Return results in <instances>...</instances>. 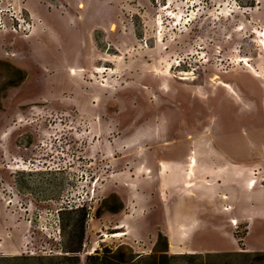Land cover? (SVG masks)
<instances>
[{"label": "rangeland", "instance_id": "1", "mask_svg": "<svg viewBox=\"0 0 264 264\" xmlns=\"http://www.w3.org/2000/svg\"><path fill=\"white\" fill-rule=\"evenodd\" d=\"M263 40L264 0H0V264H264V219L165 221L198 163L264 186Z\"/></svg>", "mask_w": 264, "mask_h": 264}, {"label": "crops", "instance_id": "2", "mask_svg": "<svg viewBox=\"0 0 264 264\" xmlns=\"http://www.w3.org/2000/svg\"><path fill=\"white\" fill-rule=\"evenodd\" d=\"M233 136L234 135L229 137V139L231 140ZM249 136L250 134H248L246 137L247 142L251 144L249 146L255 147V143L251 142ZM199 139L201 138H198L196 142H201V140ZM224 139V137H219L217 141L222 142V140ZM231 143L232 144L230 148L233 150H231L230 152L233 153L231 156L233 160H236L237 158L235 157L239 156H248L247 158H254L255 153L242 149L243 146H246L243 140L240 141L238 139H232ZM220 152L221 153L219 154L222 155V158H224L225 154H227L229 151L227 152L226 149L221 148ZM247 162L248 161H242L241 163L247 164ZM170 163H172L173 165L171 168L173 170L174 180L176 181L179 179L178 174H180V170L184 167L182 163H177L175 161ZM158 164L160 167H166L163 164V161H160ZM230 165L231 167H229L227 171H222L221 173L216 174L217 183L216 185H214V190H210L209 187L206 188V185H204L203 182L199 181L201 177L209 181V176L206 175L208 174V171L202 168L203 164L198 163L196 165V168L199 170L197 171L199 177L196 178V180L192 179L194 176L191 178L188 177L185 182L195 183L194 185L196 188L194 189V191L196 192V195H194L197 198L196 200L193 199L189 201L184 198L182 202L178 201L176 203V206H174L175 210L173 211V208L171 211L174 218H165L166 223H169L168 225L166 224V233L170 239L172 235L175 238L184 237L185 231H194L193 233H195L201 228H208L206 227L208 226V223L211 222L213 218L219 217L222 212L225 211L224 207L227 204L232 206V211L237 212L235 213L234 217H232L233 220L239 219L240 222H246L251 221L253 219H264V207H260L257 204L258 197L264 198V186H255L254 188L249 187V182L252 180V176L251 173L247 170H242L247 169L246 166H241L240 164L233 163ZM184 174L186 176L189 175L188 171L184 172ZM222 180L224 181L223 184L221 182ZM201 184H203L204 186L198 187V185ZM223 185H226L227 187L224 188ZM179 193L180 190L178 191V194ZM222 196L223 198H221ZM224 197H227L228 200L230 198L229 202H226ZM209 203L211 205H208ZM242 203L246 205L243 209H241ZM210 208L213 209V212L209 210ZM172 224H175V230L173 234L170 231V226ZM201 224H204L206 226H202ZM246 251L247 253H253L255 252V249L247 247Z\"/></svg>", "mask_w": 264, "mask_h": 264}, {"label": "built area", "instance_id": "3", "mask_svg": "<svg viewBox=\"0 0 264 264\" xmlns=\"http://www.w3.org/2000/svg\"><path fill=\"white\" fill-rule=\"evenodd\" d=\"M10 20L11 21H13V25L11 26V29H13L14 31H15V27L16 26H21V19H18V18H16L15 16H12L11 18H10ZM64 201H62V203H63ZM61 203V204H62Z\"/></svg>", "mask_w": 264, "mask_h": 264}, {"label": "bare ground", "instance_id": "4", "mask_svg": "<svg viewBox=\"0 0 264 264\" xmlns=\"http://www.w3.org/2000/svg\"><path fill=\"white\" fill-rule=\"evenodd\" d=\"M262 43L264 44V40L262 41ZM174 75V74H173ZM180 75V74H179ZM182 76V75H181ZM193 77H194V75H193ZM189 78V77H188ZM188 78H181V80H185V81H187V80H189ZM219 78L218 77H215V78H213L212 79V82H216L217 80H218ZM191 80V79H190ZM197 80V79H196ZM223 86L224 87H228V89H229V86L227 85V84H225V83H223ZM231 89V88H230ZM231 92V91H230ZM233 92V91H232ZM193 162H194V160H193ZM252 184V183H251ZM120 236V234H116L114 237H119Z\"/></svg>", "mask_w": 264, "mask_h": 264}]
</instances>
